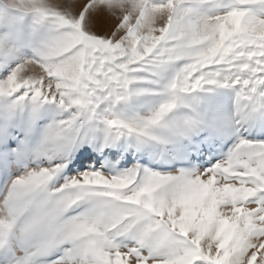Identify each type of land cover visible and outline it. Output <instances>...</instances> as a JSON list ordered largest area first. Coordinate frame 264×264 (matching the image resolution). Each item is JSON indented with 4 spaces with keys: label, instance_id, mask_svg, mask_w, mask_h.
<instances>
[{
    "label": "snow or ice",
    "instance_id": "snow-or-ice-1",
    "mask_svg": "<svg viewBox=\"0 0 264 264\" xmlns=\"http://www.w3.org/2000/svg\"><path fill=\"white\" fill-rule=\"evenodd\" d=\"M0 264H264V0H0Z\"/></svg>",
    "mask_w": 264,
    "mask_h": 264
}]
</instances>
